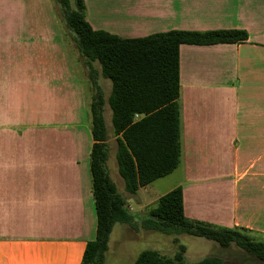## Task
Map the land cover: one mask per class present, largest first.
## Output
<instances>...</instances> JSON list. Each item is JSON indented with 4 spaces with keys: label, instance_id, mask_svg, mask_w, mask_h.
<instances>
[{
    "label": "crops",
    "instance_id": "crops-1",
    "mask_svg": "<svg viewBox=\"0 0 264 264\" xmlns=\"http://www.w3.org/2000/svg\"><path fill=\"white\" fill-rule=\"evenodd\" d=\"M84 3L86 19L93 29L124 38L169 30L236 28L247 32L244 42L179 46L181 149L185 133L186 151V181L180 186L187 218L238 228L256 241H264V0ZM28 4L26 17H21L27 29L17 36L26 42L21 49L18 46L16 50L12 33L8 36L0 30V79L13 78L19 69H25L24 77L32 80L33 90L42 86V97L47 92V124L45 106L42 108L37 101L27 109L42 110V118L31 115L26 119L22 114L10 123L1 122L0 147H8L5 152L0 150V264H82L85 245L95 238L96 231L91 186L85 188L80 174L68 177L65 172L55 174L52 183L49 168L42 165L34 151L37 145H43L44 127L50 132V87L57 76H67L70 54L55 29L51 0H32ZM12 15L20 23L18 13ZM4 37L9 48L2 47ZM7 67L10 71L3 73ZM17 91L13 96L18 100L21 92ZM106 109L111 123L107 101L104 117ZM128 210L133 211L130 207ZM135 223L134 219L124 223V230L141 240ZM141 230L143 234L154 231L160 237L165 234L144 227ZM165 235L180 236L186 247L183 259L188 263L215 257L223 264H264L247 252L249 257L243 262L228 257L227 250L244 251L235 243L221 246L186 233ZM217 245L224 251L216 256L213 252ZM148 246L164 257L175 255L176 244L171 240L160 238Z\"/></svg>",
    "mask_w": 264,
    "mask_h": 264
},
{
    "label": "trees",
    "instance_id": "trees-1",
    "mask_svg": "<svg viewBox=\"0 0 264 264\" xmlns=\"http://www.w3.org/2000/svg\"><path fill=\"white\" fill-rule=\"evenodd\" d=\"M59 16L85 65L92 93L89 101V152L91 194L96 213L95 238L84 248L82 264H104L109 234L116 222L131 223L133 216L107 171V129L103 106L111 109L116 142L117 171L129 193L172 173L181 160L179 46L239 43L248 38L244 29L169 30L144 37L124 38L93 29L86 19L84 0H55ZM99 64V70L94 67ZM109 79L105 100L98 76ZM144 228L165 234L186 233L215 241L235 243L264 261V241H256L238 228L192 220L184 215L182 187L159 197L141 220ZM181 247V251L183 246ZM132 264H223L206 257L186 263L150 249L141 251Z\"/></svg>",
    "mask_w": 264,
    "mask_h": 264
},
{
    "label": "rangeland",
    "instance_id": "rangeland-1",
    "mask_svg": "<svg viewBox=\"0 0 264 264\" xmlns=\"http://www.w3.org/2000/svg\"><path fill=\"white\" fill-rule=\"evenodd\" d=\"M31 1L32 0H30V2ZM27 2L28 0H20L18 4L17 0H0V30L6 31L5 34L8 36H10L11 33L13 34V38L16 40V50L18 46L19 49H21L24 46L23 42H25L24 37L20 39L17 36L20 32L27 29L26 24L24 25L21 21L22 15L26 17V13L29 11L28 3L30 2ZM25 4L26 6H24ZM51 7L57 20L55 29L58 33H60L62 40L66 42L68 53L70 54V56L68 55L70 60H68L67 76H57L52 81L49 103L51 115L50 132H48L46 127L42 130L44 131L43 145L42 147L37 145L38 149H34L35 157L39 158V161H43L42 165L49 168L52 176V183L55 174L60 172L61 174L65 172L68 177H73L74 175L76 177V175L80 174L82 176V180H84L85 188H87V184H89V187L91 186L89 171V147L91 143V136L88 105L92 89L87 69L82 62L72 36L65 29L64 21L59 16V9L55 0H51ZM14 12L18 13L20 23L15 20V16L12 15ZM4 39L5 42L2 47L9 48L10 46H6V37H4ZM18 56V61H20V54H18ZM94 67L98 70L100 68L97 62H94ZM9 71L10 68L8 67L7 69L4 68L2 70V72L6 74ZM25 72V69H19L17 75L13 78L6 79V76H2V79H0V107H3L2 111H0V125L2 124V121L10 123L11 121L18 119L22 114L25 115L26 119L31 117V115H34L37 119L38 117L42 118V115H40L42 110L27 109L29 104H33L35 101H37V104L41 107L43 105L45 106L46 114L44 115V125L47 124V92L45 91V96L42 97V86H36L38 89L33 90L32 86H30L32 80L24 77ZM98 83L103 91L104 98L106 99L110 93V83L108 79H104L101 75L98 76ZM15 90L21 92V97H19L18 100L13 96ZM39 90H41V95H39ZM29 94L30 97L34 95L35 98H30ZM19 107H23L24 109H20ZM10 108L12 110H10ZM105 113L104 118L108 135L107 145L109 150L106 164L107 171L112 181H114L118 193L125 198L126 206L133 209V211L130 210V213L133 216L134 222H136L135 224L138 227L136 230L139 236H141V240L132 237L129 231L124 230V223L116 222L110 232L111 234H109L108 248L105 253L104 264H129V261L137 257L141 251L150 249L148 245H150L151 242H156L158 239L160 240V238L165 242L171 240L172 243L176 244V246L173 247L175 249V255L181 253V257L183 259V253L186 247L180 240L181 238L179 235L164 234L163 237H160L154 231L152 233L143 234V231L141 230V228H143L141 220L147 215L145 211H148L150 208L155 206L161 195L177 187L181 183H185V133H182V139L184 140L182 149L183 153L177 168L172 173L156 179L144 187H140L136 193H129L124 188L123 179L117 171L115 158L116 142L112 133L111 123L108 121L109 115L107 109ZM22 125H24V122ZM41 126H43L42 122ZM16 143L18 145V142ZM6 147L8 146L5 145L3 148L0 147L1 152H5ZM36 163L37 162L35 161V164ZM22 172L27 173L25 171ZM151 237H153V239ZM180 246H183L182 251ZM217 246L218 247H216V249L214 248L215 252H213V255L216 256L218 253L222 254L224 251V249H221L219 245ZM243 252L226 251L228 257L240 262L245 261L249 257L245 251ZM175 255L172 258H174ZM183 261L186 262L184 259Z\"/></svg>",
    "mask_w": 264,
    "mask_h": 264
}]
</instances>
